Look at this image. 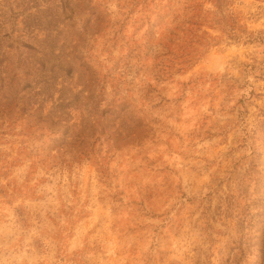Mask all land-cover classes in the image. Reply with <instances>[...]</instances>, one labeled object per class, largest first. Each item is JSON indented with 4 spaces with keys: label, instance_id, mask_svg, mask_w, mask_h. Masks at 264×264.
<instances>
[{
    "label": "rangeland",
    "instance_id": "rangeland-1",
    "mask_svg": "<svg viewBox=\"0 0 264 264\" xmlns=\"http://www.w3.org/2000/svg\"><path fill=\"white\" fill-rule=\"evenodd\" d=\"M223 1L233 35L214 0H0V264L262 258L264 0Z\"/></svg>",
    "mask_w": 264,
    "mask_h": 264
},
{
    "label": "trees",
    "instance_id": "trees-1",
    "mask_svg": "<svg viewBox=\"0 0 264 264\" xmlns=\"http://www.w3.org/2000/svg\"><path fill=\"white\" fill-rule=\"evenodd\" d=\"M214 1H215V7L218 8V13H212V14L219 18L218 20H215V25L219 26L221 31H225L226 30L227 32L230 33V35H233L232 32L234 31V29L233 28L229 29V26H230L229 24H226L225 26H223V24L225 23L226 19L228 18L227 16H225L224 11H223V3L225 1H223V0H214ZM193 18H195V17H193ZM191 25L192 26H197V25H200V24L196 23V22H191ZM226 28H228L229 30L226 29ZM223 33H225V32H223ZM234 37L235 36H230V38H232V39H234ZM211 40L213 42L216 41V39H214V38H212ZM258 247H259V252H262V258L258 262H256V264H264V234H262L261 235V239H259Z\"/></svg>",
    "mask_w": 264,
    "mask_h": 264
}]
</instances>
